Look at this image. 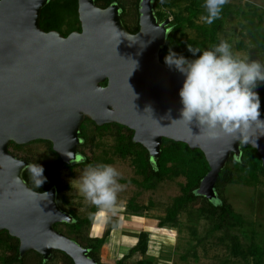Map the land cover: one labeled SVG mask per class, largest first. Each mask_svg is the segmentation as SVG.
<instances>
[{"label": "water", "instance_id": "water-1", "mask_svg": "<svg viewBox=\"0 0 264 264\" xmlns=\"http://www.w3.org/2000/svg\"><path fill=\"white\" fill-rule=\"evenodd\" d=\"M48 1L0 0V231L18 239L20 257L35 251L50 260L60 251L73 264H98L54 228L72 216L60 207L54 186L39 192L25 181L29 162L9 152L11 142L49 141L63 163H77L85 117L98 126L131 129L132 142L153 162L163 138L182 142L199 149L208 163L196 193L209 200L216 197L219 172L232 155L240 156L241 147L231 136L209 139L195 121L178 120L184 77L159 59L170 19L157 20L154 0H139L135 33L125 28L118 4L102 8L94 0H77L80 31L67 36L40 27ZM249 136L264 168V129L252 127Z\"/></svg>", "mask_w": 264, "mask_h": 264}, {"label": "trees", "instance_id": "trees-1", "mask_svg": "<svg viewBox=\"0 0 264 264\" xmlns=\"http://www.w3.org/2000/svg\"><path fill=\"white\" fill-rule=\"evenodd\" d=\"M129 1L94 0L95 4L102 8L112 3L118 4L119 14L125 28L130 33H135L139 29V0H134V4L130 5L131 7L128 5ZM154 1L159 5H164L168 9L176 7L178 4L186 3L184 8L186 15H183V13L174 15V18L169 21L167 26L168 34L166 41L159 51V59L164 65L163 58L169 49L185 56L187 59H194L193 54L187 50V45L205 50L218 44L220 40H227L231 44L229 38H221V35L225 32V18L232 14H237L241 17L242 22H244L242 23V29L245 36L248 37L249 42L253 45V54L249 58L259 62L264 61V10L258 12L253 7L245 9L242 5L235 6L228 3L223 6L220 17L211 25H207L196 22L199 16L206 14L203 7L204 0ZM77 6V0H49L41 10L40 27L46 32L51 30L58 31L63 36H67L72 31H80ZM154 11L159 22L167 19L170 14V12L167 13L157 9H154ZM186 27L195 31L194 36L182 37L184 36V29ZM236 46L244 48L242 41L238 42ZM105 84L106 82L102 83V85ZM255 90L260 99L261 116H264V83H258ZM105 134L113 136L111 148L106 149L104 147L101 152L102 154L96 156L91 161L85 156L81 147L86 144L97 145ZM132 135L133 131L126 126L117 123L98 126L90 118L85 117L79 131V138L82 140L78 148L80 160L75 165L86 167L89 164L94 165V162L97 164L111 163L113 157L127 158L134 169V173L140 177V180L134 178L132 182L144 190H153L158 183L164 180L183 177L184 182L179 183L180 194L174 197L165 208V215L158 222V227L165 228L166 224L175 226L178 223L180 213L186 207L197 204V211L212 222L210 231H222L224 240H227L229 243L230 252L233 255L241 253L239 238L230 233V228L243 225L245 222L243 217L233 210L231 204L225 198L224 189L230 184L255 187L262 178L264 179V168L257 150L249 144L240 145V156L234 157L232 155L228 159L224 168L219 172L214 185L216 197L209 200L196 193L200 180L209 170L208 163L199 149H190L185 143L163 138L160 157L153 162L142 145L132 142ZM36 141H42L47 145L49 152L55 156L58 164L69 169L73 168L74 164H65L61 161L60 157L53 151L49 141ZM23 146L11 142L8 149L11 152L12 147L19 149ZM237 159L239 160L238 163L236 162ZM28 162L32 164L30 161ZM23 178L34 190L39 192L46 191L52 186L56 188L57 201L60 207L72 216V221L70 223H56L54 224V228L63 233V230L59 228L62 225L65 231H67L63 234L86 248L88 255L94 258L98 264H105L100 261L98 252L107 243L111 228L105 229L101 236H88L86 241L84 240L85 244L82 243L83 238L81 237L84 226L89 227L91 225L92 219L97 212L96 207L93 206L87 216L81 217L71 207L68 198L61 195L57 180L45 177V182L36 188L26 168L23 171ZM128 208L133 212L132 214L142 216V206L137 205L133 200L132 202H128ZM137 238L136 244L112 264H128L126 263L127 259L135 253L141 255L137 264H150L143 257L147 253L148 235L145 231H140ZM18 246L19 241L17 238L10 236L6 230L0 231V248L5 253L9 252V255H3L0 258L3 264H25L27 254L24 257H20ZM247 251L250 255L257 257L255 264H261L262 252L258 246L251 242L247 247ZM28 253L32 255L31 264H48L49 260H44L37 252L29 251ZM56 255L60 257L64 264H73L72 259L60 251H54L51 259H54Z\"/></svg>", "mask_w": 264, "mask_h": 264}, {"label": "rangeland", "instance_id": "rangeland-1", "mask_svg": "<svg viewBox=\"0 0 264 264\" xmlns=\"http://www.w3.org/2000/svg\"><path fill=\"white\" fill-rule=\"evenodd\" d=\"M228 3L235 6L242 5L245 9L253 7L258 12L264 10V0H228ZM133 4L134 0H130L128 5L132 6ZM185 5L186 3H181L168 9L164 5H159L156 1H153L155 10L170 12L168 16L170 20L179 13L186 15ZM199 18L200 16L196 19V22L203 23ZM242 23L244 22L237 14L228 15L225 18V32L221 35V38L224 37V39L229 38L231 40L234 53L246 54L250 57L253 54V45L249 42L248 37L245 36ZM194 33L193 29L186 27L182 37H192ZM240 41L243 42L244 48L236 46ZM261 63H264V61ZM112 144L113 136L105 134L97 145L86 144L81 147V150L92 161L96 156L102 154L104 147L110 149ZM21 145L24 146L19 149L12 147L11 152H9L26 161L41 165L43 167V176L57 180L61 195L68 198L75 212L81 217L87 216L94 205L84 198L77 186V180L85 167L74 163L73 168L69 169L58 164L55 156L49 152L47 145L42 141L34 140ZM95 164L97 163L94 162ZM108 164L114 166L120 173L118 182L124 186L123 190L117 194L116 210L114 213L107 214L106 219L96 212L91 225L89 227L84 226L81 235L83 238L82 243L85 244L88 236L91 237L98 234L102 229L111 228L107 243L98 252L102 263L112 264L117 258L125 254L121 250L112 251L108 245V243L114 242L116 239H114V236L117 235V232L127 234L132 233V230H137V232L139 230V232L145 231L148 235V245H150L147 248L146 255L143 257L150 264H255L257 257L250 255L247 251V247L251 242L261 250V264H264L263 178L255 187L230 184L224 189L225 198L231 204L233 210L243 217L245 222L243 225L230 228V233L238 236L240 250L242 251L237 255H233L230 252L228 241L223 238V232L210 231L212 222L197 211V204L186 207L178 216V223L175 226L166 224L165 228L158 227V222L165 215V208L174 197L180 194L179 183L184 182L183 177L164 180L158 183L153 190H144L132 182V179L140 180V177L134 173L129 159L113 157L112 162ZM132 200L137 205L142 206V216L134 215L129 210L128 202H132ZM59 228L63 230V233L67 232L62 225ZM114 229L115 231L112 233ZM147 229H149V232ZM155 242H161V246ZM26 254L25 264H31L32 255L28 252ZM3 255H9V252L5 253L0 248V258ZM140 258L141 255L135 253L127 259L126 263L137 264ZM0 264H3L1 260ZM48 264L64 263L56 255L54 259L50 258Z\"/></svg>", "mask_w": 264, "mask_h": 264}, {"label": "clouds", "instance_id": "clouds-1", "mask_svg": "<svg viewBox=\"0 0 264 264\" xmlns=\"http://www.w3.org/2000/svg\"><path fill=\"white\" fill-rule=\"evenodd\" d=\"M227 3L228 0H204L206 14L200 16V21L211 25ZM187 50L194 59L171 49L163 58L167 67L184 77L178 92L182 105L178 120L188 124L195 121L209 139H218L223 134L231 136L239 145L248 144L252 127L264 129L260 99L255 90L258 83H264V63L246 54L234 53L227 40H220L205 50L187 45ZM25 167L36 188L40 187L46 180L43 167L36 163ZM119 176L110 164H89L77 180L79 192L101 216L116 210L117 194L124 187L118 182Z\"/></svg>", "mask_w": 264, "mask_h": 264}, {"label": "crops", "instance_id": "crops-1", "mask_svg": "<svg viewBox=\"0 0 264 264\" xmlns=\"http://www.w3.org/2000/svg\"><path fill=\"white\" fill-rule=\"evenodd\" d=\"M104 218L106 219L107 218V216L105 217L104 216ZM105 221V220H104ZM104 223V222H103ZM102 223V224H103ZM101 224V225H102ZM151 226V225H150ZM149 226V227H150ZM103 228V227H102ZM103 231H104V229H102L101 231H100V233H98V234H95V235H93V236H101L102 235V233H103ZM114 231H115V229L114 230H112V233H114ZM133 231V232H132ZM131 232L132 233H127V234H122V233H119V232H117V235H115L114 236V242H111V244H109L108 243V245H109V247L111 248V250L112 251H119V250H121V252L123 251V253H126L127 251H128V249L129 248H131L132 246H134L135 244H136V242H137V234H138V232H139V230H138V232H137V230L135 231V230H132ZM147 231L149 232V229H147ZM98 232V231H97ZM155 243H157L159 246H161V242H155ZM150 245V244H149ZM149 245H148V247H149ZM158 248V247H157ZM117 249V250H116ZM159 249H160V247H159ZM157 250V249H156ZM148 251V250H147ZM156 256V255H155Z\"/></svg>", "mask_w": 264, "mask_h": 264}]
</instances>
